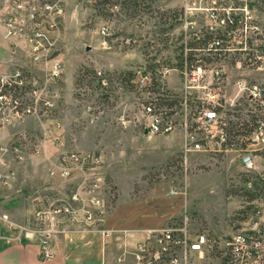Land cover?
<instances>
[{
  "label": "built area",
  "instance_id": "2783aa9c",
  "mask_svg": "<svg viewBox=\"0 0 264 264\" xmlns=\"http://www.w3.org/2000/svg\"><path fill=\"white\" fill-rule=\"evenodd\" d=\"M258 4L264 0H185L175 65L138 70L133 77L122 76L120 80L97 68L96 86L105 92L121 87L122 96L128 92L127 84L133 88V108H127L128 101L122 99L123 125L134 123L152 135L182 130L184 166L188 153L237 149L245 154L246 169L256 168L257 155L232 139L230 126L243 119L242 101L264 107V88L240 78L235 94L228 95L226 72L230 66L261 69L264 64V28L253 12ZM194 10L203 15L194 14ZM64 11L63 0H0V39L29 43L23 62L8 64L9 69L0 63V130L28 117L51 119L61 110L63 65L57 60L60 47L56 33ZM13 44L12 40L11 50ZM172 71L179 75L175 77ZM86 108L105 109L103 103L93 102ZM257 117L250 134L264 141V114ZM45 139L44 133L20 128L8 141L0 142V184L14 182L17 166L32 155L42 154ZM102 165L98 152L63 149L49 169L56 184L33 201L27 220L17 223L0 212V223L16 231L19 239L37 238L43 260L54 258L52 242L69 226L96 228L107 234L104 222L115 192ZM253 180L249 177L246 181L248 189L254 188ZM251 204L240 210L241 219L225 234L200 230L188 216L149 230L136 243L137 263L264 264L263 208L258 200Z\"/></svg>",
  "mask_w": 264,
  "mask_h": 264
},
{
  "label": "rangeland",
  "instance_id": "374dc122",
  "mask_svg": "<svg viewBox=\"0 0 264 264\" xmlns=\"http://www.w3.org/2000/svg\"><path fill=\"white\" fill-rule=\"evenodd\" d=\"M63 4V21L56 33L60 47L57 60L63 65V104L51 119L28 117L0 130L1 137L5 130L20 129L32 122L29 130L44 133L46 137L44 152L18 165L14 182L0 184L1 210L13 221L24 223L33 201L56 184L49 176V169L59 152L75 149L102 156V170L115 192L104 222V228L109 221L118 222L115 226L122 225V261L113 260V264H138L135 234H147L149 228L165 227L185 216L191 217L200 230L230 232V227L242 217L240 210L251 205L243 195L244 178L264 172V156L257 153L264 147V141L253 139L251 134L247 136L251 139L247 147L257 155V167L250 170L244 166V152L237 149L212 154L188 153L184 166L182 130L148 137L139 125H123L122 99L128 101L127 108H133V88L127 84L128 92L123 96L121 87L105 92L96 86L94 78L97 68L120 80L122 76L133 77L138 70L175 65L179 60L180 16L185 0H138L135 8L127 3L125 6L114 3L106 5V16L99 15L94 0H63ZM253 12L264 28V4L256 5ZM12 40L14 50H11ZM28 47V42L1 38L0 63L9 69L10 64L23 62L29 54ZM85 67L89 70L79 80ZM172 73L175 77L179 75L177 71ZM240 78L263 85L264 64L261 69L230 66L226 72L228 95L235 94L236 81ZM89 102L103 103L105 109L89 111L86 108ZM240 106L243 119L249 120L251 113L264 114V109L256 104L242 101ZM169 153L172 154L163 160ZM173 157H176L174 162L169 164ZM257 190L260 196L253 200H258L264 214V193ZM154 222L159 225H152ZM145 224L149 225L140 227ZM73 229L97 231L68 227V231ZM119 231L114 228L108 233L114 236Z\"/></svg>",
  "mask_w": 264,
  "mask_h": 264
},
{
  "label": "crops",
  "instance_id": "0c3cea01",
  "mask_svg": "<svg viewBox=\"0 0 264 264\" xmlns=\"http://www.w3.org/2000/svg\"><path fill=\"white\" fill-rule=\"evenodd\" d=\"M32 127V122H30L26 123L23 128L31 129ZM17 129L19 128L9 131L5 130L4 135L0 137V142L2 140L4 142L8 141L12 132ZM143 135L148 137L154 136L146 132H143ZM171 154L169 153L163 160L167 159ZM1 211L5 212L4 210ZM117 223L111 224L109 221L107 225L105 224L106 230L114 228L120 230L114 236H111L110 232L105 234L102 231L82 229H73L67 231L65 234H59L53 242L54 258L51 260L40 258L39 241L37 238L19 239L16 231L5 229L3 224L0 223V264H113V260L121 262L122 225L115 226ZM147 225H141L140 227ZM152 225L158 226L159 223L154 222ZM154 229L159 228H149L147 230ZM147 234L137 233L134 239L137 240L136 242H139Z\"/></svg>",
  "mask_w": 264,
  "mask_h": 264
},
{
  "label": "trees",
  "instance_id": "16d2710c",
  "mask_svg": "<svg viewBox=\"0 0 264 264\" xmlns=\"http://www.w3.org/2000/svg\"><path fill=\"white\" fill-rule=\"evenodd\" d=\"M137 1L138 0H94V6L96 10L98 11L99 15L106 16L107 13L104 11L106 9V5L112 6L114 3H120L122 5L123 3L125 6L127 3L128 7L135 8L137 6ZM88 70L89 68L87 67L83 68V70L80 72L79 80L82 79V77L84 76V73L87 72ZM263 88H264V83H263ZM258 108L264 109V107H261V106H258ZM248 113H251V112H248ZM257 116L258 115L256 113H251L249 120L240 119L236 122H232L230 126V132L232 135V139L240 143L243 147H246L247 144L251 142V139L247 138V136L254 130V127L256 126V121L258 118ZM257 153L264 156V147L259 149ZM175 158L176 157H173L168 163L171 164V162H174ZM249 177H254V180H253L254 188L248 189L245 186L243 195L246 196V199H248V201H252L253 199H256L260 196L259 194L260 192L259 193L256 192L258 191L257 190L258 188L260 189V191L264 193V172H262V175H260L259 173H254L253 175ZM249 177L248 178L245 177L244 181H247ZM252 206L253 205L251 204L249 207H252Z\"/></svg>",
  "mask_w": 264,
  "mask_h": 264
}]
</instances>
